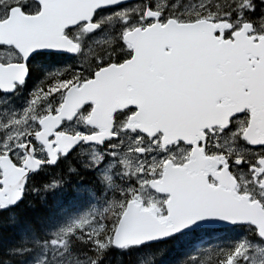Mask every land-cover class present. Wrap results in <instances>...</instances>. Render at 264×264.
I'll use <instances>...</instances> for the list:
<instances>
[{"label": "snow or ice", "instance_id": "snow-or-ice-1", "mask_svg": "<svg viewBox=\"0 0 264 264\" xmlns=\"http://www.w3.org/2000/svg\"><path fill=\"white\" fill-rule=\"evenodd\" d=\"M47 192L0 264H264V0H0V212Z\"/></svg>", "mask_w": 264, "mask_h": 264}, {"label": "trees", "instance_id": "trees-1", "mask_svg": "<svg viewBox=\"0 0 264 264\" xmlns=\"http://www.w3.org/2000/svg\"><path fill=\"white\" fill-rule=\"evenodd\" d=\"M37 178V184L48 180L43 175H38ZM56 195L57 193L53 192L43 193V199H41L40 195H26V199L16 208L0 212V220L6 224H10L15 216L21 220L44 222V226L50 228L58 216L60 208L58 207V197ZM28 201H31L35 207H29ZM17 231L16 227H4L0 229V256H3L6 249L17 244L19 239ZM161 246L167 249V253L163 258V264H178L179 260L196 250L191 240L182 248L173 242H167Z\"/></svg>", "mask_w": 264, "mask_h": 264}, {"label": "rangeland", "instance_id": "rangeland-1", "mask_svg": "<svg viewBox=\"0 0 264 264\" xmlns=\"http://www.w3.org/2000/svg\"><path fill=\"white\" fill-rule=\"evenodd\" d=\"M43 177L49 179L48 175H46V174H43ZM53 193H55V192H53ZM58 207H60L58 216L53 221L50 229H54V228L58 227L60 224L65 223L71 214H75L79 211L84 210L87 207V204L72 205V204H68L67 201H63V202H58ZM65 207H67L68 211H67V213L62 215L61 209L65 208ZM212 236H213V234L210 231L204 232L201 234L199 241H196L194 243L190 238H189V241L190 240L192 241V243L194 245V249L197 250L198 246H210L212 243H215V240H214V238H212ZM195 251H193V252H195Z\"/></svg>", "mask_w": 264, "mask_h": 264}, {"label": "flooded vegetation", "instance_id": "flooded-vegetation-1", "mask_svg": "<svg viewBox=\"0 0 264 264\" xmlns=\"http://www.w3.org/2000/svg\"><path fill=\"white\" fill-rule=\"evenodd\" d=\"M34 79H35V78H34ZM39 175H43V173H41V174H39ZM22 202H23V201H22ZM22 202H21V203H22ZM17 206H19V205H17ZM17 206H16V207H17ZM16 207H15V208H16ZM12 209H14V208H12ZM8 210H10V209H8ZM8 210H6V211H8Z\"/></svg>", "mask_w": 264, "mask_h": 264}, {"label": "bare ground", "instance_id": "bare-ground-1", "mask_svg": "<svg viewBox=\"0 0 264 264\" xmlns=\"http://www.w3.org/2000/svg\"><path fill=\"white\" fill-rule=\"evenodd\" d=\"M38 179V178H37ZM37 182V181H36Z\"/></svg>", "mask_w": 264, "mask_h": 264}]
</instances>
